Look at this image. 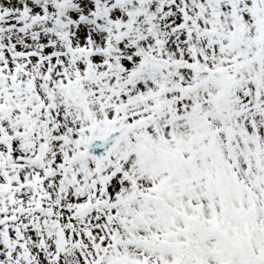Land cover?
<instances>
[{
	"label": "snow or ice",
	"instance_id": "obj_1",
	"mask_svg": "<svg viewBox=\"0 0 264 264\" xmlns=\"http://www.w3.org/2000/svg\"><path fill=\"white\" fill-rule=\"evenodd\" d=\"M0 264H264V0H0Z\"/></svg>",
	"mask_w": 264,
	"mask_h": 264
}]
</instances>
